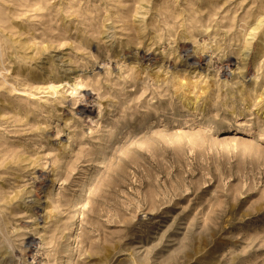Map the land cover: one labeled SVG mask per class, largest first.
Here are the masks:
<instances>
[{
  "label": "rangeland",
  "instance_id": "obj_1",
  "mask_svg": "<svg viewBox=\"0 0 264 264\" xmlns=\"http://www.w3.org/2000/svg\"><path fill=\"white\" fill-rule=\"evenodd\" d=\"M0 264H264V0H0Z\"/></svg>",
  "mask_w": 264,
  "mask_h": 264
}]
</instances>
